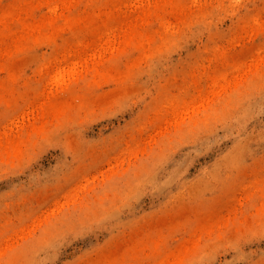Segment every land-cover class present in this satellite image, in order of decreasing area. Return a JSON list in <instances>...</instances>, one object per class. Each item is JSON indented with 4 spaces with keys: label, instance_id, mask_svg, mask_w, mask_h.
<instances>
[{
    "label": "rangeland",
    "instance_id": "374dc122",
    "mask_svg": "<svg viewBox=\"0 0 264 264\" xmlns=\"http://www.w3.org/2000/svg\"><path fill=\"white\" fill-rule=\"evenodd\" d=\"M0 264H264V0H0Z\"/></svg>",
    "mask_w": 264,
    "mask_h": 264
},
{
    "label": "bare ground",
    "instance_id": "6f19581e",
    "mask_svg": "<svg viewBox=\"0 0 264 264\" xmlns=\"http://www.w3.org/2000/svg\"><path fill=\"white\" fill-rule=\"evenodd\" d=\"M59 69H60V67L57 68V70H59ZM12 241H13V240H12Z\"/></svg>",
    "mask_w": 264,
    "mask_h": 264
}]
</instances>
